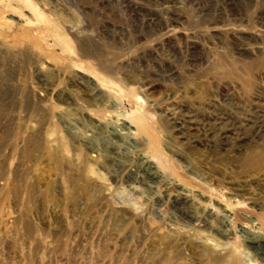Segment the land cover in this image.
I'll list each match as a JSON object with an SVG mask.
<instances>
[{
    "label": "rangeland",
    "instance_id": "1",
    "mask_svg": "<svg viewBox=\"0 0 264 264\" xmlns=\"http://www.w3.org/2000/svg\"><path fill=\"white\" fill-rule=\"evenodd\" d=\"M261 241L264 0H0V264H264Z\"/></svg>",
    "mask_w": 264,
    "mask_h": 264
},
{
    "label": "bare ground",
    "instance_id": "2",
    "mask_svg": "<svg viewBox=\"0 0 264 264\" xmlns=\"http://www.w3.org/2000/svg\"><path fill=\"white\" fill-rule=\"evenodd\" d=\"M40 70H41V68L38 67L36 72L39 73ZM39 78H40V76H39ZM112 105L114 106L115 103H112ZM133 121H135V123H136V124H134L135 128L133 126ZM142 125H143L142 118H140V116L136 115L135 113H133L130 116H122V117L117 119V124H115V126L113 127L112 134L114 135L115 138H118V139L129 137L128 135L134 136L135 134H137V132H139V129L140 130L142 129V127H143ZM82 141H86V139L83 137ZM115 150H117L116 147H115ZM137 159H139L140 162L144 164V162H142L143 161L142 157H138ZM149 169H154V166H152V167L150 166ZM149 172H151V170H149ZM149 172L146 171L144 173H146L148 175V177H150L151 179L157 178V176L155 174L151 175V173H149ZM255 242H258V241H255ZM261 242L264 243L263 241H261Z\"/></svg>",
    "mask_w": 264,
    "mask_h": 264
}]
</instances>
